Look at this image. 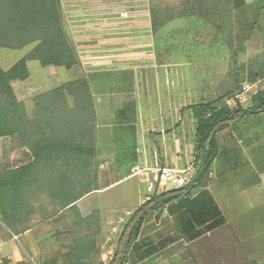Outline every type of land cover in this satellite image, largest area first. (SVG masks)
Returning a JSON list of instances; mask_svg holds the SVG:
<instances>
[{"label":"crops","instance_id":"0c3cea01","mask_svg":"<svg viewBox=\"0 0 264 264\" xmlns=\"http://www.w3.org/2000/svg\"><path fill=\"white\" fill-rule=\"evenodd\" d=\"M31 47H0L21 51L7 67H0L8 69ZM99 59L94 57L84 64L79 58V65L64 67L68 80L58 72L62 66H41L47 85L40 90L29 80V62L35 61L29 60L28 77L12 82L17 98L16 86L32 97L78 77L88 82L94 109L97 189L74 204L83 216L93 209L100 211L97 260L109 261L115 245L114 236L104 229L116 232L126 216L150 196L173 190L172 199L145 216L125 261L264 264V110L238 115L215 133V157L204 182L197 185L191 182L198 168L192 142L194 118L188 106L206 101L209 91L221 86L220 76L206 71L197 77L185 71L142 72L118 58L107 66L95 67ZM251 71L253 79L264 73V69ZM195 77L198 81L192 83ZM211 79L215 81L208 84ZM252 98L240 107H252ZM3 139L0 137L1 153ZM22 148L25 151L18 165L31 158L30 151ZM143 164L187 169L189 182L178 188L156 187L150 193L146 186L153 172H131L134 165ZM37 217H31L29 227L19 232L11 231L0 220V264H45L60 260L69 251L71 214L59 212L46 220ZM108 223L112 224L106 226Z\"/></svg>","mask_w":264,"mask_h":264},{"label":"trees","instance_id":"16d2710c","mask_svg":"<svg viewBox=\"0 0 264 264\" xmlns=\"http://www.w3.org/2000/svg\"><path fill=\"white\" fill-rule=\"evenodd\" d=\"M204 1L213 9L220 4L218 0ZM221 3L234 10L245 5V0ZM28 44H32L30 50L12 66L0 67V137L13 138L31 154L26 163L0 168V220L19 232L29 227L34 215L46 220L69 212L70 249L60 260L45 264H122L145 216L172 199L174 191L154 194L131 211L119 226L110 260H97L100 211L93 209L83 216L74 204L97 189L94 109L88 82L78 77L37 94L30 111L12 87L13 81L28 77L29 60L43 67L80 64L63 24L60 0H0V47L20 49ZM239 88L188 106L194 118L193 153L200 160L191 179L197 185L204 182L215 157V133L238 115L264 110V88L253 96L255 104L250 108L225 105L224 99Z\"/></svg>","mask_w":264,"mask_h":264},{"label":"rangeland","instance_id":"374dc122","mask_svg":"<svg viewBox=\"0 0 264 264\" xmlns=\"http://www.w3.org/2000/svg\"><path fill=\"white\" fill-rule=\"evenodd\" d=\"M218 1L217 9L210 8L204 0H61V3L65 30L84 64L98 57L100 61L95 62V67H104L118 58L142 72L185 71L196 77L205 71L211 76L216 74L221 78V86L209 91L207 101L220 96V90L223 93L254 80L251 70L264 69V0H246L245 5L234 10ZM20 54V50L0 48V66L7 67ZM58 70L61 78L68 80L64 67ZM29 71V80L38 90L44 89L47 84L39 62L30 61ZM196 77L192 83L198 81ZM214 81L208 80V84ZM16 88L19 100L30 111L34 96L28 97L20 86ZM2 149L0 168L18 165L25 151L8 136L3 139ZM104 230L115 239L118 227L116 232Z\"/></svg>","mask_w":264,"mask_h":264},{"label":"built area","instance_id":"2783aa9c","mask_svg":"<svg viewBox=\"0 0 264 264\" xmlns=\"http://www.w3.org/2000/svg\"><path fill=\"white\" fill-rule=\"evenodd\" d=\"M264 88V79L262 77L256 78L252 81H244L241 83L240 88L234 92L233 95L224 99V104L233 107L238 103H243L247 98L256 95L260 90ZM194 163L199 167L200 160H196L194 157ZM101 167V165H100ZM149 171L153 172V175L150 179L147 180V191L153 193L156 187L161 189H171L178 188L186 185L189 180L187 177V169H178L170 166H155L150 167L147 164L143 165H134L131 168L133 174H142L148 173ZM211 172H209V175ZM13 238H16V235L12 234ZM34 264H42L41 262H34ZM122 264H129L127 261H124Z\"/></svg>","mask_w":264,"mask_h":264}]
</instances>
